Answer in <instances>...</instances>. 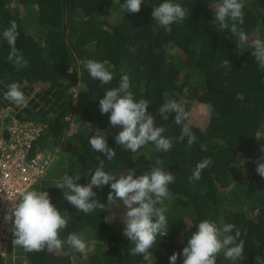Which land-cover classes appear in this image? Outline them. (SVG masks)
<instances>
[{
    "label": "trees",
    "instance_id": "trees-1",
    "mask_svg": "<svg viewBox=\"0 0 264 264\" xmlns=\"http://www.w3.org/2000/svg\"><path fill=\"white\" fill-rule=\"evenodd\" d=\"M125 2L0 0V114L12 111L6 117L0 115V122L7 124L9 116H14L45 125L37 149L44 143H59L72 131L66 139L74 142V150L67 152L71 156L65 171H58L62 177L79 175L80 184L87 183L89 170L94 173L99 166L97 156L104 161V170L117 176L132 170L142 175L162 159V167L175 177L169 185L174 198L159 205L167 208L168 235L157 236L147 260L131 255L135 245L123 235L125 214L111 209L115 204L120 211L121 201L109 204L107 200L110 185L93 189L106 208L89 214L65 201L64 189L47 186L52 204L61 213L67 210L69 217L61 238L79 234L87 251L77 252L65 244L52 253L46 249L27 253L28 259L32 264H169V257L180 253L176 264H183V248L198 223L208 219L221 228L234 224L241 230L245 259L236 264H264V178L256 172L258 164L264 163V68L251 55V42L264 40V0H243L245 22L237 24L249 36L243 45L231 33L232 21H227L229 27L224 30L212 23L222 0H171L186 8L189 16L168 27L152 17L153 8L165 0H143L139 13L122 10ZM11 21L17 24L16 48L27 62L25 67L8 59L11 48L2 33ZM225 59L231 68L223 66ZM88 60L108 61L107 68L114 75L110 85L102 87L90 77ZM124 75L130 79L136 100L149 101L147 112L156 117L157 126L166 129L164 135L173 139L170 151H157L148 143L132 153L116 144L122 127L110 125V113L101 114L99 100ZM24 81L28 82L22 88L26 107L4 98L9 84L23 85ZM78 83L80 95H70L68 89ZM168 100L183 104L191 114L195 105L212 106L204 129L191 120L196 136L191 146L187 138L177 141L181 126L175 123V114L158 113ZM85 122H91L92 129L80 126ZM95 129L106 132L108 146L116 151L113 160L89 144ZM204 159L211 163L201 179L189 182L196 164ZM106 216L112 218L110 223L105 222ZM5 259L0 256V264ZM217 264L234 262L221 252Z\"/></svg>",
    "mask_w": 264,
    "mask_h": 264
},
{
    "label": "clouds",
    "instance_id": "clouds-1",
    "mask_svg": "<svg viewBox=\"0 0 264 264\" xmlns=\"http://www.w3.org/2000/svg\"><path fill=\"white\" fill-rule=\"evenodd\" d=\"M143 0H126L121 6L126 13H139ZM244 2L243 0H222L220 5L214 11L212 23L218 24L220 30L227 29L232 21L231 33L238 37L240 45L249 41V36L237 24H244ZM189 16L188 10L178 3L171 0L159 4L153 8L152 17L160 26L168 27L173 23H181ZM3 38L11 48L8 59L13 61L19 67H25L27 62L22 54L16 48L19 36L17 24L10 22V26L2 33ZM41 47H46L44 43ZM253 51L251 55L261 68H264V40L255 39L251 42ZM239 49V47H237ZM108 61L88 60L86 62L87 71L90 77L98 79L101 86L110 85L114 75L107 68ZM224 67H229L228 60L223 61ZM71 72V69H70ZM27 81L20 83L13 82L7 86L4 98L14 102L17 106L26 107L28 99L26 98L23 87L27 86ZM128 75L121 77L118 86L108 88L103 98L99 100V110L101 114H109V121L112 127L121 126L120 131L115 136L117 145H121L125 150L136 153L139 149L148 143L155 145L157 151L168 152L173 147V139L164 135L166 129L163 126H157L156 117L149 114V101L146 99L136 100L132 91ZM187 93V89L184 90ZM68 93L75 97L80 95V83L68 89ZM167 96V93H165ZM211 105L205 106V115H210ZM159 114L174 113L175 123L181 126V133L177 139L183 142L187 138L188 146H191L196 136L191 130L192 121L191 112L186 111L183 104L176 100H168L157 110ZM10 115L7 113L4 117ZM9 122V120H8ZM7 122V123H8ZM3 124V129L7 124ZM82 128L92 129L91 122H85ZM95 134L89 139L92 149L98 153L104 154L109 161L116 157L114 148H110L106 139V132L100 129L94 130ZM44 143L41 150L47 152L52 164V156L48 150L49 144ZM264 151V148L261 149ZM99 166L94 173L89 170L90 180L87 183L80 184L79 175H65L59 189H64L63 196L71 206L85 214H89L96 209H105L106 205L97 198L96 189H103L110 185V191L107 194L109 204L116 200L122 201L125 208L123 219V235L134 243L131 255H141L145 260L151 255L150 249L156 243L158 235L163 237L168 235V220L166 216L167 208L160 207L165 200L171 201L174 197L169 190V185L174 183L173 173L165 170L162 165L164 161L157 159L156 167L142 175H136L135 171H129L117 176L116 173L106 172L104 170V161L99 156L96 157ZM264 159V157H262ZM209 159H204L197 163L189 182L199 181L201 173L210 165ZM47 172V171H46ZM256 172L264 178V163L258 164ZM46 173L37 183L44 178ZM14 216L15 239L14 246H19L25 253L41 252L45 249L52 253L61 250L64 245H68L77 252H84L87 244L83 237L76 233H69L66 239L61 238V233L68 227L69 217L67 210L61 213L51 202L49 192L44 190H29L23 193L19 203L11 209V214L6 216V220H12ZM112 218L105 217V222L110 223ZM234 232V234H233ZM246 234V231H245ZM242 232L234 224H226L222 228L215 222L204 219L198 223L196 231L192 232L187 246L182 250L183 264H217V256L223 252L225 257L232 260L234 264L238 260L245 259V240L241 239ZM10 246V243H9ZM180 253H173L169 257V264H176ZM5 259V258H4ZM257 261L259 257L255 258Z\"/></svg>",
    "mask_w": 264,
    "mask_h": 264
},
{
    "label": "built area",
    "instance_id": "built-area-1",
    "mask_svg": "<svg viewBox=\"0 0 264 264\" xmlns=\"http://www.w3.org/2000/svg\"><path fill=\"white\" fill-rule=\"evenodd\" d=\"M9 122L0 130V256L8 253L14 224L5 217L46 173L50 158L36 144L46 126L32 121H21L9 116Z\"/></svg>",
    "mask_w": 264,
    "mask_h": 264
},
{
    "label": "rangeland",
    "instance_id": "rangeland-1",
    "mask_svg": "<svg viewBox=\"0 0 264 264\" xmlns=\"http://www.w3.org/2000/svg\"><path fill=\"white\" fill-rule=\"evenodd\" d=\"M215 2V1H214ZM212 2V3H214ZM211 3V4H212ZM174 51L170 50L169 55L172 58ZM7 113H12V111ZM6 113V114H7ZM6 114H0V115H6ZM191 120L198 126L201 127L202 129H204L208 123V115H205V106L199 104V105H195L193 107L192 110V116H191ZM74 130V129H73ZM72 131H68V134L66 135L67 137L69 135H71ZM66 137V138H67ZM62 139L59 143H50V145H52V150L49 146V144H47L48 150H50V154L52 156V164L51 167L47 170L46 175L44 176V178L37 184H35L30 190H42L43 191V187L46 189V187L48 185H60L63 181V177L60 174V170L65 171V166H66V162L69 160L70 156H68V154H65V152L67 153V151H72L74 150V142L71 143V141L67 142V139ZM60 167V168H59ZM59 170V171H58ZM57 179H56V178ZM60 178V179H59ZM120 204V211L118 209V207H116V205H111V209L113 212H121L125 214V208L122 204V201ZM122 206V208H121ZM87 251V249H86ZM21 256H23V252L20 253Z\"/></svg>",
    "mask_w": 264,
    "mask_h": 264
},
{
    "label": "crops",
    "instance_id": "crops-1",
    "mask_svg": "<svg viewBox=\"0 0 264 264\" xmlns=\"http://www.w3.org/2000/svg\"><path fill=\"white\" fill-rule=\"evenodd\" d=\"M65 154L67 153L65 152ZM44 190L45 188L43 187V191ZM13 231H14V227H13ZM14 239H15V236L13 232L12 238L10 240V247H9L8 255L6 259L3 261V264H32L31 261L28 259L27 253H25L21 247L14 246L13 244ZM21 252H23V256H21L20 254Z\"/></svg>",
    "mask_w": 264,
    "mask_h": 264
}]
</instances>
